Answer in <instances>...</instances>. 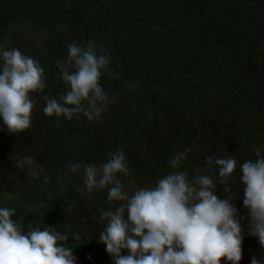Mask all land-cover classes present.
<instances>
[{
  "label": "trees",
  "instance_id": "16d2710c",
  "mask_svg": "<svg viewBox=\"0 0 264 264\" xmlns=\"http://www.w3.org/2000/svg\"><path fill=\"white\" fill-rule=\"evenodd\" d=\"M90 39L111 53L116 75L102 86L115 102L97 123L82 115L57 120L37 94L30 130L9 135L0 121V207H15L25 231L38 222L67 232L84 264H113L98 242V210L112 205L106 191L82 190L83 166L119 147L132 169L121 179L149 186L171 170L172 155L191 148L188 170L208 156L237 158L232 190L241 217L239 165L255 159V148L264 151V0H0V43L41 64L45 94L64 92L56 61L66 59L67 45ZM23 157L43 166L37 178L15 166ZM76 162L80 170L69 171ZM218 194L224 198L222 188ZM241 226L240 264L253 255L264 261V248Z\"/></svg>",
  "mask_w": 264,
  "mask_h": 264
},
{
  "label": "clouds",
  "instance_id": "9594fccd",
  "mask_svg": "<svg viewBox=\"0 0 264 264\" xmlns=\"http://www.w3.org/2000/svg\"><path fill=\"white\" fill-rule=\"evenodd\" d=\"M6 44L0 43V121L9 135L30 130L37 94L45 101L43 113L57 120L71 121L82 115L97 123L115 102L102 86L104 77L116 75L111 53L103 45L98 49L95 39L86 45L69 43L66 59L56 61L57 78L64 85L59 99L45 94L48 82L41 64ZM191 151L185 148L172 155L168 160L171 170L149 186H137L131 179L126 184L121 179L130 178L132 169L119 147L108 154L107 161L83 166L82 190L106 191L112 205L98 210L104 222L98 242L113 264H240L244 229L234 203L238 194L232 190L237 158L208 156L203 165L193 164L188 170ZM253 151L255 159L239 165V182L248 212V235L264 248V151L259 147ZM15 166L27 167L34 178L43 171L32 157L17 160ZM80 168L76 162L69 171ZM218 188L223 189V199ZM16 215L15 207H0V264H77L67 232L38 222H29L25 231L24 217L14 220ZM251 264L264 261L253 255Z\"/></svg>",
  "mask_w": 264,
  "mask_h": 264
},
{
  "label": "rangeland",
  "instance_id": "374dc122",
  "mask_svg": "<svg viewBox=\"0 0 264 264\" xmlns=\"http://www.w3.org/2000/svg\"><path fill=\"white\" fill-rule=\"evenodd\" d=\"M28 34H30V33H28ZM30 36H32V35H30ZM161 94H163V93H161ZM176 94H177L176 92H172V93H170V94H167V91H164V95L167 96V97L172 96V95H176ZM132 131H133V132H136L137 129L133 128ZM80 208H81V210H82L83 213H88V214H90L89 209L86 208L85 205H83V207H80ZM241 218H242V219H241L242 225L245 224V226H246V228H247V230H248V223H249V220H248V212L245 211L244 213H242ZM13 219H14V218H13ZM14 220H15V219H14ZM243 227H244V226H243ZM244 230H245V228H244ZM245 231H246V230H245ZM253 238L256 239V240H258V239L255 238V237H253ZM85 262H86V258H82V259H78V258H77V264H84Z\"/></svg>",
  "mask_w": 264,
  "mask_h": 264
}]
</instances>
